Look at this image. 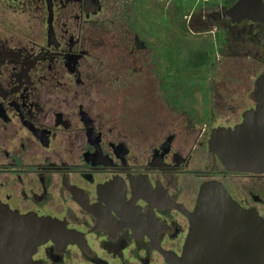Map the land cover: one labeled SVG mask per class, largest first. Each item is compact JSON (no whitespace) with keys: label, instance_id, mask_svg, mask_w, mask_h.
Wrapping results in <instances>:
<instances>
[{"label":"flooded vegetation","instance_id":"1","mask_svg":"<svg viewBox=\"0 0 264 264\" xmlns=\"http://www.w3.org/2000/svg\"><path fill=\"white\" fill-rule=\"evenodd\" d=\"M160 1L156 17L157 0H0V205L59 223L31 255L39 264H172L185 255L204 182L219 181L244 208L263 201V189L231 177L264 174L229 171L209 150L212 129L233 127L255 103L193 138L172 132L154 143L112 124L96 103L106 25L120 30L118 45L135 43L141 13L150 30L154 18L172 21L170 0ZM171 1L179 13L186 2ZM197 1V22L264 25L224 15L236 0Z\"/></svg>","mask_w":264,"mask_h":264},{"label":"rangeland","instance_id":"2","mask_svg":"<svg viewBox=\"0 0 264 264\" xmlns=\"http://www.w3.org/2000/svg\"><path fill=\"white\" fill-rule=\"evenodd\" d=\"M224 1L234 0H216L217 6ZM157 2L156 17L162 6ZM203 5L186 0L179 13L170 0L172 21L165 26L154 18L153 30L150 16L141 13L135 43L127 39L118 45L120 30L109 21L104 55L95 63L92 79L94 99L112 124L137 129L153 143L172 132L189 139L204 126L236 119L255 103L254 81L264 72V25H206L196 20ZM149 37L154 38L152 47ZM201 55L206 57L202 62ZM231 178L237 186L246 182L254 192L264 191V176ZM261 197L255 205L264 216V192Z\"/></svg>","mask_w":264,"mask_h":264},{"label":"water","instance_id":"3","mask_svg":"<svg viewBox=\"0 0 264 264\" xmlns=\"http://www.w3.org/2000/svg\"><path fill=\"white\" fill-rule=\"evenodd\" d=\"M224 15L264 22V0H236ZM254 107L233 127L211 131L209 150L229 171L264 174V72L254 81ZM52 218L21 216L0 205V264H39L31 258L43 241L60 232ZM172 264H264V218L244 208L216 180L204 182L190 213L185 255Z\"/></svg>","mask_w":264,"mask_h":264},{"label":"trees","instance_id":"4","mask_svg":"<svg viewBox=\"0 0 264 264\" xmlns=\"http://www.w3.org/2000/svg\"><path fill=\"white\" fill-rule=\"evenodd\" d=\"M204 58H206L205 55H201V61L200 62H202Z\"/></svg>","mask_w":264,"mask_h":264}]
</instances>
